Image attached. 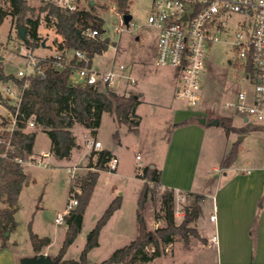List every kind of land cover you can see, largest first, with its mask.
<instances>
[{"label":"rangeland","instance_id":"374dc122","mask_svg":"<svg viewBox=\"0 0 264 264\" xmlns=\"http://www.w3.org/2000/svg\"><path fill=\"white\" fill-rule=\"evenodd\" d=\"M26 3L29 9L21 22L27 17L40 18L41 22L38 29L40 39L29 52L39 57H45L50 52L55 53L59 50L58 43L62 38L56 33L54 25L46 21V12L41 10L44 6L43 1L26 0ZM96 3L102 7L101 9H104L103 12H100L104 21L105 32L103 35L109 38L110 45L107 50L95 54L91 66L94 70L107 72L117 68L121 63L126 65L125 71H128L136 83L128 85L123 82L121 86L115 87L120 94H129L128 91H136L137 89L143 92L141 102L136 108V113L142 123V136H136L133 131H127V129L124 131L119 126L116 127L114 125L115 121L106 112L95 135H91L90 130L79 123L73 126L72 131L79 147L73 150L70 159L55 162L51 157L47 159L48 167L36 163H26L25 170L29 171V181L24 186L20 198V208L16 214L18 226L12 233V239L17 241V245H10V247L0 250V264H20L22 257L33 255L34 249L29 234L30 227L40 236L51 238L52 241L48 248L49 256L54 258L58 254L65 237L66 223H56L55 217L57 211L65 207L72 179L75 185L77 180L81 179L87 172L96 170L97 156H92L93 148L88 145V142L94 139L102 143V147L96 150H112L115 153L119 160L118 166L116 170L107 169L100 172L85 210L82 229L75 241L68 247L64 258L70 260L80 259L88 233L96 225L110 202L116 197H119L122 206L102 231L99 245L88 252V263L101 262L109 258L116 248L128 244L138 233L136 208L142 185L138 174L143 166L149 165L151 162L156 163L158 167L161 166L167 149L166 121L174 116L176 110L182 111V104L175 98L171 86L173 74L175 76L174 70L159 66L155 61L159 32L148 23V14L152 7L151 1L130 0L128 10L139 26L122 33L115 31V27L120 24L116 14L105 9L112 5V1L96 0ZM4 5L7 7V4ZM16 24V20L11 16H7L0 24L1 61L4 71L14 76L17 75L20 68L26 69L28 67L26 56L28 46L20 36L19 29L21 28H18ZM26 36L28 37L27 31L25 32ZM228 40L230 38L223 36L222 41L214 42L206 50L207 62L202 81L204 99L198 109L209 111L210 116H217V118L229 117L227 114H234V111H229L224 107V103L234 99L236 92L245 83L240 78L242 77V68L238 56L237 70L229 63V60L236 59V55L227 42ZM8 83H12L11 87L14 95H17V85L13 81H8ZM123 85H126L127 89L123 90ZM2 89L3 84L0 82V90ZM1 97L0 103L6 107L7 104L14 105L17 101L15 96L4 95V92ZM0 113V134L11 132L9 130L10 109L7 107L5 110L3 106H0ZM232 118L236 126L240 127L243 124L238 115H234ZM5 119L8 122L6 124L3 123ZM116 129L119 132L118 141L114 137ZM26 130L31 129L27 128ZM208 134H211L209 139L214 140V159L219 160L225 155L226 137L228 135L220 125L211 126ZM246 134L248 138L244 140L238 158V164L245 168L252 165L255 159L264 160V130L254 127ZM36 136L38 147H49L50 139L45 132L41 129L37 130ZM231 136L237 135L232 134ZM204 152L205 148L202 156L206 154ZM137 155H139V158H137ZM50 162L54 165H50ZM77 165L81 168L80 170L73 169ZM69 168L73 169L75 178H72V174L68 172ZM150 186L152 190L148 193L143 214L148 228L155 230L166 225L163 219L162 204V195L166 189L152 183H150ZM75 189H79L78 186H75ZM199 199V197L196 198V200ZM200 201L199 205L197 204L199 214L195 220H199L200 227L207 234L211 231L208 221L209 201L205 203ZM193 205L196 204H179L174 199L175 221L177 224L182 223L184 220L187 208L193 210ZM178 211H180V214H178ZM188 227V240L185 241L178 234L176 235V242L192 243L197 240L195 223L190 222ZM169 246L165 247L161 255L165 258L159 259V256L147 263L138 262L137 264H171L173 249ZM201 254V259L199 257L197 259L198 264H216L215 248L207 249L206 252Z\"/></svg>","mask_w":264,"mask_h":264},{"label":"trees","instance_id":"16d2710c","mask_svg":"<svg viewBox=\"0 0 264 264\" xmlns=\"http://www.w3.org/2000/svg\"><path fill=\"white\" fill-rule=\"evenodd\" d=\"M7 4V7L4 5ZM29 7L26 0H0V24L7 16L16 20L18 28H25L27 35L25 44L35 47L40 39L38 32L40 18L27 17L22 19ZM118 9L121 12L128 11V0H120ZM46 12V21L52 23L62 40L58 43L59 50L81 49L87 53V62H78L73 58L63 69H55L47 65L48 57L42 58L41 64L45 71L40 75L24 76L6 73L0 59V81H13L21 92L17 116V128L12 132L0 134V250L7 246L11 234L17 229L16 212L19 209V197L27 180V174L23 164L15 157L27 158L33 153L36 131H26L25 127L29 118H33L36 128L41 129L51 139V152L59 159H68L73 149L77 146L72 128L79 123L91 130L95 135L101 126L104 112L114 115L118 124H125L130 131L138 132L140 117L136 113L137 105L141 102L140 94H120L107 86L74 83L71 79V68L75 65L91 66L92 59L97 53L108 49L109 38L87 39L79 36L76 22L78 13H68L56 5H44L41 8ZM90 14H87V17ZM27 84V86H25ZM2 97L0 96V100ZM12 113L17 111L15 105L7 104ZM4 124L8 123L5 119ZM219 125L223 126L227 133H246L253 129L252 125L236 127L232 117H219ZM259 128V127H258ZM119 132L114 133L118 141ZM7 138V142L1 139ZM238 152L234 143L228 156L222 164L230 165L234 162ZM97 156L96 170L87 172L74 185L73 180L69 192H73L78 186L80 192H76L78 204L65 217L67 226L65 238L54 257L60 264H89L88 252L99 245V236L103 226L111 215L121 206V201L116 198L106 208L96 225L87 235L86 244L81 252L79 260L64 259L68 247L75 241L82 229L85 210L89 204L100 171L109 169L107 163L113 156L109 150H92V156ZM144 180L143 188L138 199L136 212L137 236L128 244L113 251L111 256L101 262L91 264H137L147 263L159 256L165 247L176 240V235H181L188 240V224L196 219L199 214V206L193 205L192 211L187 208L182 223L177 224L174 212V192L164 188L162 204L166 222L165 226L150 230L143 214L148 193L152 190L150 183L161 186V171L157 167L144 166L138 174ZM162 187V186H161ZM30 240L34 251H42L51 244L49 236H40L29 228ZM198 237V233L195 232ZM16 244V242H14ZM248 264H259L251 262Z\"/></svg>","mask_w":264,"mask_h":264},{"label":"built area","instance_id":"2783aa9c","mask_svg":"<svg viewBox=\"0 0 264 264\" xmlns=\"http://www.w3.org/2000/svg\"><path fill=\"white\" fill-rule=\"evenodd\" d=\"M44 5H56L68 13H78L76 26L81 31V37L87 39H105L103 35L104 21L100 12L104 9L98 6L96 0H42ZM112 5L108 9L115 13L120 24L115 27L117 33L137 28L139 25L131 19L125 20L127 12L118 9L120 0H111ZM151 11L148 14V23L159 32L157 39L156 64L169 67L174 70L176 88L174 96L184 108L194 112L204 99L203 78L207 62L206 50L214 42L222 41V37H228L227 42L231 45L236 55L235 60L229 63L237 70V56L240 59L241 79L244 86L236 92L232 100L224 103L229 111V117L238 115L244 125H256L264 130V0H150ZM130 0H128V3ZM97 8V11H96ZM87 14L90 16L87 17ZM28 48L26 56L28 67L20 68L17 72L19 78L43 74L45 66L41 64L42 58L48 57L47 65L63 70L68 63L75 58L78 62L89 60L87 53L81 49L58 50L52 55L39 57L33 55ZM117 50V47H116ZM126 66L119 64L117 68L107 72L97 71L92 66L75 65L71 68V79L74 83L95 84L107 86L117 91L116 87L128 81L135 83V79L125 73ZM237 77V75H236ZM237 80V78H236ZM27 86V84H25ZM21 90L17 89V95L9 91L10 96H15L14 104L17 108L15 113H9V130L17 128V116L21 101ZM36 127L34 119L29 118L27 128ZM2 142L10 143L7 138ZM94 149L102 146L100 141L89 142ZM51 150H43L38 155L31 154L27 158L15 157L21 164L36 163L48 167L47 158L51 156ZM139 158V155H137ZM118 158L112 156L107 166L110 170L117 169ZM75 170V168H73ZM73 169L68 172L74 177ZM73 180V179H72ZM74 189L69 192L65 207L55 217V222H65V217L78 204ZM216 220V214L210 216ZM217 239V234L212 236Z\"/></svg>","mask_w":264,"mask_h":264},{"label":"crops","instance_id":"0c3cea01","mask_svg":"<svg viewBox=\"0 0 264 264\" xmlns=\"http://www.w3.org/2000/svg\"><path fill=\"white\" fill-rule=\"evenodd\" d=\"M49 55H52V53L50 52L46 56ZM125 73L130 75L128 71H125ZM0 82L3 84V89L0 90V96L3 95V92L4 95L10 96L9 91H13L11 87L12 83ZM124 82L125 84L132 85L130 82L128 83V81ZM125 86H122L123 90L127 89ZM171 86L175 93L176 77L174 74ZM116 92H119V90ZM128 92L140 94V99H142L143 92L140 89ZM0 106H3L5 110L7 109V107L1 103ZM105 113L106 112L103 113L102 119ZM107 113L115 121L114 125L116 127L119 126L124 131H126V129L130 131L127 125L118 124L114 115L109 112ZM202 118H205V122H201ZM215 118H217V116H210L209 111L199 109V111L194 112L184 108L182 105V111L176 110L174 116L166 121V136H168L167 149L161 166L158 167L154 162L148 165L157 167L161 171V186L173 190L176 203L188 205L198 204L200 200L202 203L209 201L208 221L211 226V231L206 234L200 227L199 220H194L193 223H195L199 235L197 240L192 243L186 242L187 244L176 242L175 240L173 243L169 244V247L173 249V256L170 260L171 264H198L199 262L197 259L198 257L201 259V253L206 252L207 249L213 248H215L216 251V264H248L251 262L264 264V160L255 159L253 164L246 168L238 164V158L244 144L243 142L248 138L247 132L241 134L226 132L228 136L226 137L227 146L225 155L219 160L214 159V140L209 139L211 134L208 133L211 126H216V124L212 123ZM217 125H219V123ZM233 125L236 126L234 120ZM141 126L142 123L140 121L138 132H135L136 136H142ZM244 126L246 125L242 124L240 127ZM29 129L31 130L26 131L31 132L40 130L36 127L35 129ZM116 131L118 130L116 129L115 132ZM232 134L237 136H231ZM36 139L37 136L35 137L33 146V155H38L43 150H51L50 138L48 148L38 147ZM234 143H236L238 147L234 162L230 165L222 164L223 159L228 156ZM76 144L77 146L75 148L79 147L77 140ZM88 145L90 146L89 142ZM204 148L206 152V154H204L205 157L202 156ZM109 151L113 156H116L112 150ZM51 157L55 162L64 160L57 158L53 153H51L49 158ZM25 164H23L24 170ZM50 165H54V163L50 162ZM78 165L75 170L81 169ZM25 172L27 174V180L24 186L28 184L29 181V171L25 170ZM139 180L142 184L140 189L141 194L144 180L142 178H139ZM24 186L19 197V208ZM197 197L200 199L196 200ZM121 206L116 211H118ZM61 210L63 209H59L57 213ZM116 211L103 226L100 236L104 228L114 217ZM213 213L216 214V220L214 221L210 219ZM178 214H180V211H178ZM215 234H217V239L213 240L212 236ZM10 238L7 246L4 248L10 247V245H17V241L12 239V234ZM13 242H16V244H13ZM49 246L50 245L44 247L41 252L49 255ZM35 252L36 251H34L33 255ZM163 258L165 257H159V259Z\"/></svg>","mask_w":264,"mask_h":264},{"label":"water","instance_id":"95a60500","mask_svg":"<svg viewBox=\"0 0 264 264\" xmlns=\"http://www.w3.org/2000/svg\"><path fill=\"white\" fill-rule=\"evenodd\" d=\"M131 17H132L131 13H126L124 15L126 21L131 19ZM25 32H26L25 28L19 29L20 36L23 39L25 38ZM77 33L79 34V36H81L80 30H78ZM0 59H2L1 56ZM201 122H205V118H202ZM212 123L217 125L219 123V119L215 118ZM20 264H60V262L49 256L47 253L36 251L34 255L22 257L20 260Z\"/></svg>","mask_w":264,"mask_h":264}]
</instances>
